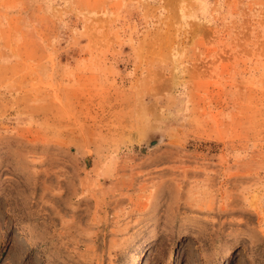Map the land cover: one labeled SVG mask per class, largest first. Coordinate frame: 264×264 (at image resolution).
Instances as JSON below:
<instances>
[{
	"label": "rangeland",
	"instance_id": "obj_1",
	"mask_svg": "<svg viewBox=\"0 0 264 264\" xmlns=\"http://www.w3.org/2000/svg\"><path fill=\"white\" fill-rule=\"evenodd\" d=\"M0 264H264V0H0Z\"/></svg>",
	"mask_w": 264,
	"mask_h": 264
}]
</instances>
